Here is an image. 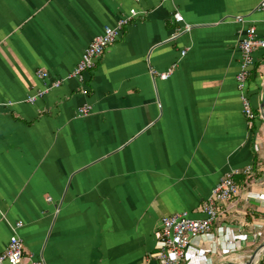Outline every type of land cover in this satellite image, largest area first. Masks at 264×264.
Segmentation results:
<instances>
[{
	"label": "crops",
	"instance_id": "1",
	"mask_svg": "<svg viewBox=\"0 0 264 264\" xmlns=\"http://www.w3.org/2000/svg\"><path fill=\"white\" fill-rule=\"evenodd\" d=\"M262 1L0 0V252L17 233L22 264H156L161 218L202 217L220 179L251 165L185 264H264V48L251 123L235 78ZM131 8L83 82L50 87Z\"/></svg>",
	"mask_w": 264,
	"mask_h": 264
},
{
	"label": "built area",
	"instance_id": "2",
	"mask_svg": "<svg viewBox=\"0 0 264 264\" xmlns=\"http://www.w3.org/2000/svg\"><path fill=\"white\" fill-rule=\"evenodd\" d=\"M260 8L264 12V0L260 3ZM136 14L133 8L129 9V15L120 18L114 26H105L103 33L96 36L89 45L84 49L80 59L73 70L65 78L55 79L50 87H58L63 79L75 78L83 82L84 75L91 70L99 57L112 43L116 41L122 28L128 23L130 18ZM174 19L182 22L183 17L180 13H174ZM187 26V25H185ZM181 27L177 28L179 33ZM264 48V34L258 36L253 26L246 29L245 37L239 43L241 59L239 70L236 73L237 88L240 93L242 110L249 123L254 118L250 99L247 94L248 76L253 64L252 52L255 48ZM184 54V51L181 52ZM38 76L47 77L45 70H38ZM170 71L159 74V77L166 78ZM46 90H38L35 94L27 98L28 102H34L37 97L42 96ZM90 111L88 105L81 106L78 109L79 115H86ZM252 166L248 165L242 169L230 171L220 179L212 188L211 194L196 208V212L202 214V217L194 218L185 211L164 215L161 218V224L157 232L159 247L154 252L156 264H185L186 249L192 240L200 235H204L212 229L214 222L221 213L222 205L231 197L238 194L239 185L234 180V175L251 172ZM20 222L15 224L19 227ZM24 258V243L17 233H12L7 245L0 252V264H22Z\"/></svg>",
	"mask_w": 264,
	"mask_h": 264
},
{
	"label": "trees",
	"instance_id": "3",
	"mask_svg": "<svg viewBox=\"0 0 264 264\" xmlns=\"http://www.w3.org/2000/svg\"><path fill=\"white\" fill-rule=\"evenodd\" d=\"M245 178H246V176L244 174L234 175V180L238 185H240L245 180Z\"/></svg>",
	"mask_w": 264,
	"mask_h": 264
},
{
	"label": "water",
	"instance_id": "4",
	"mask_svg": "<svg viewBox=\"0 0 264 264\" xmlns=\"http://www.w3.org/2000/svg\"><path fill=\"white\" fill-rule=\"evenodd\" d=\"M260 109H261V112H262V118L264 120V90H263V93H262V96H261ZM247 264H250V262H248Z\"/></svg>",
	"mask_w": 264,
	"mask_h": 264
}]
</instances>
